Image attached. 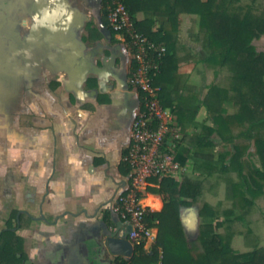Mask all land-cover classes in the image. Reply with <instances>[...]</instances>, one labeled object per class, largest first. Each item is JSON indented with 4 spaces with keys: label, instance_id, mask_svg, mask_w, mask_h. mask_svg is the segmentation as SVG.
<instances>
[{
    "label": "crops",
    "instance_id": "obj_1",
    "mask_svg": "<svg viewBox=\"0 0 264 264\" xmlns=\"http://www.w3.org/2000/svg\"><path fill=\"white\" fill-rule=\"evenodd\" d=\"M100 3L0 0V233L15 229L21 239L16 248L23 261L14 264H114L107 247L93 250L89 240L101 234L118 184H125L118 165L131 145L139 100L128 76L134 53L107 20L103 23ZM133 17L149 19L152 32L171 30L166 17L143 11ZM179 19L178 68L170 88L194 95L200 107L194 122L184 120L182 125L166 108L151 151L163 177L177 182L184 175L203 180L207 176L193 169V159L215 162L219 148L226 146L215 135L208 138L212 146L205 148L184 140L203 135L201 126L213 127L202 101L217 86L221 68L208 66L202 46L194 41L199 17L182 13ZM227 108L224 104L228 114ZM168 120L174 125L169 131L164 126ZM260 195H245L248 200L240 201L245 208H238V217L231 207L217 213L212 193L181 206L186 242L196 243L199 226L210 223L215 233L230 236L235 253L261 249L264 256ZM165 197L141 200L151 204L149 212H159ZM204 205L208 208L200 215ZM250 206L258 215L253 224ZM13 211H22L23 217L9 228ZM106 222L112 224L109 218ZM156 235V228L149 230V249Z\"/></svg>",
    "mask_w": 264,
    "mask_h": 264
},
{
    "label": "trees",
    "instance_id": "obj_2",
    "mask_svg": "<svg viewBox=\"0 0 264 264\" xmlns=\"http://www.w3.org/2000/svg\"><path fill=\"white\" fill-rule=\"evenodd\" d=\"M127 11L136 34L146 38L156 45L164 44L165 55L159 72L151 77L150 87L157 89L159 106L172 109L178 117L179 125L184 120L194 122L200 105L194 95L189 93L176 94L170 85L172 74L178 68L176 32L182 13L199 17V28L204 34L203 47L208 51L205 62L211 66H225L232 73V99L238 106V112L233 116H224L222 107V91L211 87L202 104L205 106L213 127L201 126L203 135L197 138L184 139L198 148L211 147L208 138L215 135L219 141L234 143L235 140L247 139L254 142L256 153L264 169V52L257 51L253 41L264 34V0H251L249 5H239L235 0H121ZM109 0H101L100 12L103 23L107 20V4ZM259 4V6H257ZM143 11L153 16H163L171 24L168 32H152L151 21L145 19L136 21L134 14ZM108 24V20L106 21ZM109 25V24H108ZM88 34L93 32L92 25L86 24ZM113 32V31H112ZM115 33V32H113ZM122 39L128 43L129 38L121 32ZM137 64L132 57L128 76L131 78ZM133 88L138 95V108L143 110L144 93ZM179 103L173 107V103ZM233 122L243 124L244 128L233 134L230 125ZM158 123L153 124V129ZM234 154L229 163L223 162V157L215 162L193 159L194 169L207 177L215 173H227L240 157V148L233 145ZM128 150L123 151V159L118 165L119 172L125 178L126 184L131 182L135 174L125 159ZM237 170L243 166L237 163ZM235 165V166H236ZM263 177L264 172L253 169L249 177ZM147 187L136 192L137 197L146 198L150 195H165L163 207L159 212H147L144 223L147 229L156 228L157 235L149 251L143 245L134 248L130 259L116 257L114 264H264L263 251L255 249L245 254L235 253L229 246V241L215 233L210 223L200 225L196 243H187L181 227L179 208L197 201L201 194L202 182L184 175L181 182L171 178L156 177L147 179ZM229 193L243 198L245 193L254 195L259 185L252 180L243 184L228 181ZM244 190V191H243ZM243 191V192H240ZM238 193V194H237ZM189 200V201H188ZM245 200V199H244ZM204 205L199 214H204ZM17 211L10 215L8 227L15 221ZM211 217L214 213H209ZM20 216V222L22 220ZM219 225V223H217ZM21 239L14 232L4 230L0 233V264H14L23 261L22 254L16 248Z\"/></svg>",
    "mask_w": 264,
    "mask_h": 264
},
{
    "label": "built area",
    "instance_id": "obj_3",
    "mask_svg": "<svg viewBox=\"0 0 264 264\" xmlns=\"http://www.w3.org/2000/svg\"><path fill=\"white\" fill-rule=\"evenodd\" d=\"M107 20L113 32L120 35L124 32L128 36L137 64L130 84L144 93L143 110H138L132 123L131 145L125 158L135 176L126 191L116 195L113 211L130 225L128 239L132 246L135 248L143 245L145 248L150 229L145 226L144 216L149 211L142 205V198L137 197L136 192L147 187L148 178H163V168L158 165L151 151L156 134L161 128L165 109L159 106L157 89L150 87V79L159 72L166 49L164 44L156 45L135 33L133 23L121 0H109ZM154 123H158L156 129H153Z\"/></svg>",
    "mask_w": 264,
    "mask_h": 264
},
{
    "label": "rangeland",
    "instance_id": "obj_4",
    "mask_svg": "<svg viewBox=\"0 0 264 264\" xmlns=\"http://www.w3.org/2000/svg\"><path fill=\"white\" fill-rule=\"evenodd\" d=\"M235 1L239 5L251 4V0H235ZM259 4L260 3H258L257 6H259ZM194 41H196V43H198L199 45L202 46L204 53H205V56H208V51L203 47L204 34L200 31V28L198 29V33H196V35H195ZM253 45L255 46L257 51L264 52V34L261 35L258 39H255L253 41ZM179 52H181V50H179ZM208 66H211V65H208ZM216 67H220L221 70L219 71L220 73H219L218 80H217L218 81L217 86H212V87H216L219 89V91H222V98H221L222 107L224 104H226L228 107L227 111L232 114V115H228L229 113L228 114L224 113V116L225 117L226 116H228V117L233 116L238 112V106L234 103V101L232 99V95H233V92L231 90L232 73L225 66H216ZM218 85L222 86V87L220 88V87H218ZM164 126H166L167 131H169V129L174 127L173 123L169 120L165 123ZM243 128H244L243 124H241V123L239 124L237 122H233L230 125V130L233 134H236L238 131L242 130ZM168 133H170V132H168ZM220 144L226 145V146H221L219 148V153H221L220 155L223 157V162L225 164L229 163L232 155L234 154L233 145L235 144V145L239 146L240 157H239L237 163H240L243 166L242 171L239 173V171L236 168L237 163H235L236 166L234 165L232 168H230L227 173H224V174L215 173V174H212V176L202 178L203 180H200V178L198 177L196 180L203 183L201 194H200L199 198H202V199L205 198L206 193L214 194L216 196V199H215L216 202L215 203H217L216 204L217 213H223V211H225L226 209L231 207L230 209H232L233 211L235 210L234 212H232L234 217H238V215H239V211H238L239 209L238 208L239 207H241V208L243 207V209L245 208L244 202H240V201H242V199L248 200L247 197L244 198L245 195H248L251 197L260 191L261 192L260 196H262V197H258V201L261 203V205L264 206V176L263 177L253 176L252 179L249 177V172L252 171L253 169H257L260 172H264V169L261 165L259 156L256 153L254 142L247 140V139H240V140H235L233 144L232 143H225V142H221ZM227 144H229V145H227ZM254 164H258L259 168H256V166ZM193 169H194V164H193ZM195 171H197V170H195ZM189 176L191 177V175H189ZM252 180H254L257 183V185H259V188H258V186L256 188V185H255V187L252 186V188L255 189L254 195L245 193L244 195H242L243 198H240V196L236 197L237 195H233L232 193H229L228 181H233L234 183L243 184V189L245 190L247 185L245 186L244 183L245 182L251 183ZM131 184H132V182H129L127 184L125 182V184L122 186V184L119 183L118 184V188H119L118 193H121L124 190L126 191V189ZM243 191H240V192H243ZM142 205L148 207L151 204H149L147 201H142ZM200 205L201 204H199V206ZM152 206L153 207H159V204H154ZM249 209H250V214H248V216H252V220L249 223L253 224L255 219H256V221H258V219H257L258 215H257V213H255L254 207L251 208V206H250ZM214 216H215V214H214ZM222 235H224L227 238V240L229 241V246H230V242H231L230 236H227L225 234H222ZM149 241H150L149 238L146 239V244H145V248H144L146 251L150 250L149 246L147 247V245H149L148 244Z\"/></svg>",
    "mask_w": 264,
    "mask_h": 264
},
{
    "label": "water",
    "instance_id": "obj_5",
    "mask_svg": "<svg viewBox=\"0 0 264 264\" xmlns=\"http://www.w3.org/2000/svg\"><path fill=\"white\" fill-rule=\"evenodd\" d=\"M21 213L22 211L17 214V223H19V216ZM106 217L107 216H103V229L101 234L94 239H90L89 246H93V250L107 247L111 255L130 259L134 254V247L127 239L126 235L118 231L114 223L112 225L107 224L106 220H108V218ZM11 230L14 231L15 229ZM128 232H130V230Z\"/></svg>",
    "mask_w": 264,
    "mask_h": 264
},
{
    "label": "flooded vegetation",
    "instance_id": "obj_6",
    "mask_svg": "<svg viewBox=\"0 0 264 264\" xmlns=\"http://www.w3.org/2000/svg\"><path fill=\"white\" fill-rule=\"evenodd\" d=\"M119 188L116 190L112 200H111V212L110 213H105V216H107L106 218H109V221L111 220L110 223H114L118 229V231H120V233H124L128 239V234H129V230H130V225L128 223H126L125 221H122L119 216L113 211V206H114V200L116 195L118 194ZM110 224V225H112ZM129 240V239H128ZM116 257H114L115 259Z\"/></svg>",
    "mask_w": 264,
    "mask_h": 264
},
{
    "label": "bare ground",
    "instance_id": "obj_7",
    "mask_svg": "<svg viewBox=\"0 0 264 264\" xmlns=\"http://www.w3.org/2000/svg\"><path fill=\"white\" fill-rule=\"evenodd\" d=\"M131 18V17H130Z\"/></svg>",
    "mask_w": 264,
    "mask_h": 264
}]
</instances>
